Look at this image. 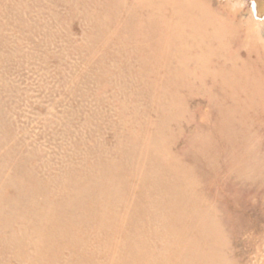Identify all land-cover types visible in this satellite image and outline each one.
I'll return each mask as SVG.
<instances>
[{
	"label": "rangeland",
	"instance_id": "rangeland-1",
	"mask_svg": "<svg viewBox=\"0 0 264 264\" xmlns=\"http://www.w3.org/2000/svg\"><path fill=\"white\" fill-rule=\"evenodd\" d=\"M239 1L0 0V264H264Z\"/></svg>",
	"mask_w": 264,
	"mask_h": 264
},
{
	"label": "bare ground",
	"instance_id": "bare-ground-1",
	"mask_svg": "<svg viewBox=\"0 0 264 264\" xmlns=\"http://www.w3.org/2000/svg\"><path fill=\"white\" fill-rule=\"evenodd\" d=\"M229 1L233 6L239 7L242 5V2L239 0ZM250 4L249 9L244 11L242 15L243 19H245V23H243L245 24V38L258 42V39H264V0H250ZM242 17L239 18L242 19Z\"/></svg>",
	"mask_w": 264,
	"mask_h": 264
}]
</instances>
